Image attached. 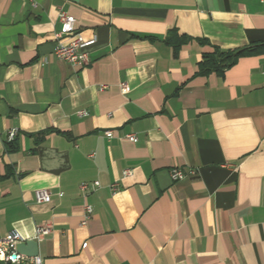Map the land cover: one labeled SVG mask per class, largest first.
I'll list each match as a JSON object with an SVG mask.
<instances>
[{"label":"crops","instance_id":"1","mask_svg":"<svg viewBox=\"0 0 264 264\" xmlns=\"http://www.w3.org/2000/svg\"><path fill=\"white\" fill-rule=\"evenodd\" d=\"M60 9L86 66L53 54ZM44 224L42 264H264L263 0H0V238Z\"/></svg>","mask_w":264,"mask_h":264},{"label":"built area","instance_id":"2","mask_svg":"<svg viewBox=\"0 0 264 264\" xmlns=\"http://www.w3.org/2000/svg\"><path fill=\"white\" fill-rule=\"evenodd\" d=\"M264 2V0H263ZM58 21L60 23V29L54 34V49L53 54L58 59L68 62L71 65L83 67L89 63V55L85 50V47L91 43L86 41L82 35L75 29V18L68 14L66 11L60 9L57 14ZM123 92L127 90L126 85L121 84ZM17 130L15 128L10 129L7 132V140H13L16 136ZM112 131H106L105 136L112 137ZM125 138L131 142L137 141L135 133H127ZM123 176L131 174V170H124ZM184 176V172L180 168H172L170 170V177L172 180H178ZM99 186L98 181H94L91 184L82 182L79 185V189L86 194L89 189H95ZM112 190L117 189V184L111 185ZM35 201L38 203L49 202L51 193L46 189H37L34 191ZM92 214V207L90 204L85 203L83 205V220L81 224H85ZM51 226L44 224L35 228L33 240L39 241L45 235L49 234ZM27 241V238L20 234L15 229L9 231L3 238H0V261L5 264H42L41 258L36 256H26L17 251V245Z\"/></svg>","mask_w":264,"mask_h":264},{"label":"trees","instance_id":"3","mask_svg":"<svg viewBox=\"0 0 264 264\" xmlns=\"http://www.w3.org/2000/svg\"><path fill=\"white\" fill-rule=\"evenodd\" d=\"M184 41L185 38L183 36H179L177 40L169 39V43L174 49H177ZM237 56L238 53L222 52L215 48L213 52L203 55L199 63V73H206L210 70L221 71L222 68L232 64ZM11 141L13 140L9 142Z\"/></svg>","mask_w":264,"mask_h":264},{"label":"water","instance_id":"4","mask_svg":"<svg viewBox=\"0 0 264 264\" xmlns=\"http://www.w3.org/2000/svg\"><path fill=\"white\" fill-rule=\"evenodd\" d=\"M17 251L26 256H36L38 255V243L34 240H27L24 243H20L17 245Z\"/></svg>","mask_w":264,"mask_h":264}]
</instances>
